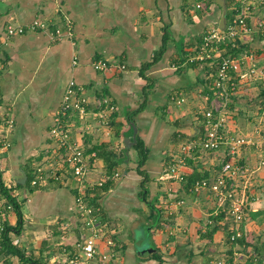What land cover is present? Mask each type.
I'll list each match as a JSON object with an SVG mask.
<instances>
[{
  "label": "crops",
  "instance_id": "1",
  "mask_svg": "<svg viewBox=\"0 0 264 264\" xmlns=\"http://www.w3.org/2000/svg\"><path fill=\"white\" fill-rule=\"evenodd\" d=\"M211 1L206 6L205 0H0V171L3 182L14 187L12 194L21 212V226L9 232V239L25 258L60 264L61 247L72 248L85 233L75 203L77 182L50 137L65 86L73 79L88 99L91 131L84 133L72 113L66 119L72 143L85 151L89 145L105 143L114 153L126 155L119 176L97 200L115 245L107 248L99 239L96 245L102 252L114 251L115 257L105 262L96 256L84 264H215L218 260L264 264V168L259 167L264 150L249 145L236 154L241 169L236 184L246 194L242 243L226 242L233 227L231 216L217 205L212 193L191 190L193 181L216 176L226 153L223 146L195 150L186 159L183 181L160 179L181 144L203 138L200 112L209 105L205 90L210 88L214 67L194 56L203 33L219 26L221 8ZM248 2L249 30L237 38L253 50L260 49L255 54L264 65V33L257 26L264 19V3ZM34 19L46 21L49 31L64 29L69 20L73 35L51 38L47 31H27L6 36L7 26L26 25ZM164 33L168 36L165 52L142 76V66L160 48ZM98 59L109 66L95 70L93 62ZM244 70L245 66L236 65L232 75ZM252 83L260 92L264 90V81ZM250 89L249 84L238 85L229 103L228 135L250 134L247 123L250 127L253 120L263 119L264 108L257 102L262 100ZM105 96L115 104L108 134L92 114ZM180 98L184 100L177 103ZM142 103L144 108L133 117L135 142L127 149L126 138L133 135L127 114ZM136 135L148 148L145 196L135 171ZM88 161L90 180L101 178L106 171L103 160L95 156ZM36 168L42 169L43 177L30 191L25 182ZM179 200L183 203L178 204ZM220 210L225 217L212 221ZM17 222L14 210L6 213L5 224L16 227ZM214 226L216 231L205 237ZM136 230L143 234L145 230L149 242L137 241ZM142 242L154 250H142ZM155 251L161 263L154 259ZM3 258L7 264L22 263L18 255L4 250Z\"/></svg>",
  "mask_w": 264,
  "mask_h": 264
},
{
  "label": "built area",
  "instance_id": "2",
  "mask_svg": "<svg viewBox=\"0 0 264 264\" xmlns=\"http://www.w3.org/2000/svg\"><path fill=\"white\" fill-rule=\"evenodd\" d=\"M264 3V0H260ZM238 4V13L226 22L224 28L218 25L209 27L202 35V42L194 59L199 61H210L214 67V73L211 77L210 89L212 96L205 95L208 101V107L200 112L202 116V125L204 127L203 138L201 140H191L180 145L179 152L171 154L165 168L160 174V179H174L178 181L184 180L185 162L188 157L197 149L217 150L220 147L225 148V156L220 163V169L216 176L212 179L201 178L196 180L191 186V190L195 193L203 189L210 191L217 205L223 207L231 216L233 227L229 232V240L234 242L244 235L242 223L246 219V194L244 190H237L236 180L240 176V166L238 164L236 154L243 146H252L258 151L264 150V129H254L250 134L226 132L227 110L229 103L237 91L239 81L241 79L264 81V65L259 64L254 51L246 52L239 57H228L222 53V45L228 41L239 37L243 32L249 30L247 19L251 15V5L248 0H235ZM200 5H197L199 7ZM258 28L264 33V19L257 23ZM27 31H47L51 38L62 36L72 37V26L69 20H66L64 29L55 28L49 31L46 21L34 19L26 25L7 26L6 36L15 34H23ZM1 44V41H0ZM73 63H76L74 59ZM236 65L245 66V70L234 77L232 69ZM109 66L108 62L98 59L93 62L95 70H104ZM120 68L124 69L125 65L120 64ZM80 88L72 79L65 86L60 106L54 116V123L50 129V137L55 141L58 149L63 152L62 163L67 165L73 178L77 182L75 203L77 206L78 218L81 227L85 231L80 240L76 241L72 248L62 246L60 251L62 261L60 264H84L96 256L102 261L108 262L115 257L112 250L102 252L96 245V241L101 240L105 247H114V239L111 237L107 229L106 223L102 219L99 206L89 203L87 191L93 187H100L106 180H114L119 176V172L113 175L104 173L101 178L95 181L90 180L89 158L95 157V153H85V150L71 141V133L66 119L76 114L80 123L83 125V132L91 131V124L88 122V99L80 94ZM183 98L177 100V103L183 101ZM97 109L93 111V116L98 126L109 133L111 116L115 111V104L108 98L102 97L97 101ZM8 126H12V121L8 122ZM5 147L9 146L8 142H4ZM259 167L264 168V158L259 161ZM36 176L31 181L34 185L37 180L43 177L42 169L36 168ZM244 189V188H243ZM183 201L179 200L178 204ZM12 210L10 205L5 208L0 201V264H7L3 258V231L5 228L6 213ZM18 264H31L19 263ZM215 264H224L222 260H218Z\"/></svg>",
  "mask_w": 264,
  "mask_h": 264
},
{
  "label": "trees",
  "instance_id": "3",
  "mask_svg": "<svg viewBox=\"0 0 264 264\" xmlns=\"http://www.w3.org/2000/svg\"><path fill=\"white\" fill-rule=\"evenodd\" d=\"M205 3H206V6H208L212 3V1L211 0H205ZM225 7H226L225 20L229 21L230 19H232L235 16V14L238 13V11H239L238 7L239 6H238V4L235 3V0H225ZM258 29L260 32H262V30L260 28H258ZM262 36L264 37V34ZM262 36H260V38H262ZM167 41H168V36L166 33H164L163 37H162V44H161L160 48L154 53L152 60L148 63H145L142 66V68L140 70V74L142 76H144V71L146 69H148L154 63H156L162 57V55L166 49ZM201 42H202V38H201V40L197 46V49H199ZM250 51H254V52L258 51L259 52L260 49L259 50H253V46H251L250 44H247V43H242L238 38H234V40L228 41L226 44L222 45V53L225 56H228L231 58L232 57H239L242 54H244L246 52H250ZM196 52H197V50H196ZM209 87H210V85H209ZM205 93L207 95H209L210 97L212 96V90L210 88H208V86H206ZM261 95L263 96V100H262V102H263L264 101V90L261 91ZM230 103H231V101H230ZM0 105H1V100H0ZM144 105H145V103L140 104V106L136 110L127 114V121L130 124H132L134 122L133 117L144 108ZM263 108H264V102H263ZM0 122H1V119H0ZM133 148L135 149V151L137 153L135 171L141 177V182H140L141 194L145 196L147 194V191H148L147 187H146V183L149 181L148 174H147L146 170L144 169V165H145L146 159L148 157V148L146 147L144 142L137 135H136V143L134 144ZM91 152H94L96 157L103 160L104 167L106 170L105 173L108 175H113L115 172H118L120 170L121 163H123L125 158H126V155L123 152H121L120 154H116L105 143L89 145L87 150L85 151V153H91ZM35 176H36V171L34 173L28 174V178L25 182V185L30 187V191H33V188L37 187V186H33L31 184V181L35 178ZM37 181L34 185L37 184ZM195 181L192 182V185ZM112 182H113L112 180H106L102 186H100V187L96 186V187L88 189L87 196L89 199V203L94 205V206H99L97 200H98L100 194L107 191L110 188ZM16 186H23V185L16 184ZM13 189H14V187L12 185L5 184L3 182L2 173L0 171V201H1V204L4 208L7 205H10L12 207V210H14L18 216V222H17L16 227H10L7 224H5V228L3 231V250L5 252L18 255V257L20 258V260H22V262L31 263V264H45L42 262H37V261H33L31 259L25 258L23 256V254L21 253V251L18 248L14 247L10 242L9 232L11 230H16L19 226H21L20 205H19L17 199L15 198V196L12 194ZM224 212L225 211L220 210L216 216H213L211 218L212 221H217L219 219H223L225 217ZM215 231H216V227L214 226L211 230L208 231V236L205 235V237H211L212 233H214ZM243 238H244V236H242L241 238L232 242L229 240V234H227L226 242H228L230 244L242 243ZM152 255L154 256V259H156L159 263H161L162 260L159 257L157 251H155Z\"/></svg>",
  "mask_w": 264,
  "mask_h": 264
},
{
  "label": "rangeland",
  "instance_id": "4",
  "mask_svg": "<svg viewBox=\"0 0 264 264\" xmlns=\"http://www.w3.org/2000/svg\"><path fill=\"white\" fill-rule=\"evenodd\" d=\"M219 14V13H218ZM216 25V24H215ZM214 25V26H215ZM260 64V63H259ZM252 81L253 80H245L244 79V81H242L241 83H239V86H240V88H241V86L243 85V84H249L250 86H251V89H250V92H251V94H253L254 93V91L255 92H258V94L256 95L257 96V98L258 99H260V100H263V96L261 95V92H260V90H259V86H256V83H252ZM252 84V85H251ZM243 89V88H242ZM258 102V105L261 107V106H263V102H259V101H257ZM253 106H254V103H253ZM255 106H257V105H255ZM264 115V114H263ZM262 115V118L263 119H260L259 121H256V122H254V120H253V123L252 124H250V127H248V123H247V127L245 128V129H251L252 128V130L251 131H253L255 128L257 129H264V116ZM255 116H257V115H255ZM244 125V124H243ZM240 127V126H239ZM231 130H233V128L231 129ZM233 133V132H232ZM258 151V150H257ZM237 190H239V188L237 187ZM230 219V221H229V223H230V225H231V227L233 226V222H232V220H231V218H229ZM135 239H137V241H146V242H149L147 239H148V237H146L145 236V230H144V234H143V232L141 231L140 232V230H136V235H135ZM150 241H151V239H149ZM146 242H142L140 245H139V247H148L149 246V243H146ZM152 242V241H151Z\"/></svg>",
  "mask_w": 264,
  "mask_h": 264
},
{
  "label": "water",
  "instance_id": "5",
  "mask_svg": "<svg viewBox=\"0 0 264 264\" xmlns=\"http://www.w3.org/2000/svg\"><path fill=\"white\" fill-rule=\"evenodd\" d=\"M215 2L221 8V17H220V20H219V27L220 28H224V26H225V10H226L225 0H215ZM131 125L133 127V135H132L131 138H126L125 146H126L127 149H129L131 143L135 142V134H136V131H137L136 125L133 124V123ZM20 183L23 184L24 181H20ZM142 250L147 251V250H154V249L151 246H148V247H142Z\"/></svg>",
  "mask_w": 264,
  "mask_h": 264
}]
</instances>
